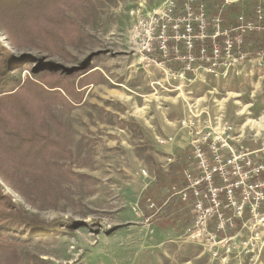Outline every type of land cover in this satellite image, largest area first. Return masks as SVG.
<instances>
[{"label": "rangeland", "instance_id": "obj_1", "mask_svg": "<svg viewBox=\"0 0 264 264\" xmlns=\"http://www.w3.org/2000/svg\"><path fill=\"white\" fill-rule=\"evenodd\" d=\"M166 1L75 0L42 15L18 11L11 19L19 26L12 40L4 37L0 24V57L24 61L27 69L10 74L9 95L26 87L32 95L21 92L18 97L41 110L45 106L28 98L35 94L33 82L71 100L74 94L81 97L73 108L50 105L56 120L45 118L54 139L63 133L60 126L66 129L71 151V159L49 162L62 164L76 176L65 180L26 172L24 191L0 177V194L6 201L50 227L38 230L20 223L17 228L24 241L3 240L0 264H215L202 246L182 238L175 214L176 227H168L165 223L170 221L163 222V217L146 219L140 203L146 191L162 194L153 187L156 167L168 171L170 160L190 152L193 141L219 138L225 127H232L236 143L252 151L261 148L264 68L247 63L217 78L206 72L171 75L148 65L137 49L134 27L139 17L162 11ZM203 1L209 16L226 2ZM251 9L248 5L245 12ZM59 20L75 26H58ZM60 30L70 42L59 44L45 36ZM70 30L75 31L73 38L65 39ZM58 48L66 53L51 56L49 49ZM46 69L56 70L61 78L71 75L65 83L74 88L70 87L73 96L66 88L51 89L33 78ZM190 165L194 169V162ZM148 203L161 211L153 199ZM248 264H264V249Z\"/></svg>", "mask_w": 264, "mask_h": 264}, {"label": "built area", "instance_id": "obj_2", "mask_svg": "<svg viewBox=\"0 0 264 264\" xmlns=\"http://www.w3.org/2000/svg\"><path fill=\"white\" fill-rule=\"evenodd\" d=\"M234 3L226 0L225 5ZM254 13L243 12L224 28L220 11L212 17L209 33L203 0H167L162 11L137 19L135 43L148 65L160 66L171 75L206 72L227 77L247 63L263 69L264 42L254 53L247 43L251 35H264L262 4ZM170 44L174 61L184 65L180 71L167 64ZM156 52L160 58L154 56ZM232 131L225 127L219 138L193 141L199 175L186 170V187L176 191L183 201L193 198L194 221L182 238L202 246L215 264H248L264 249V143L252 151L236 143Z\"/></svg>", "mask_w": 264, "mask_h": 264}, {"label": "trees", "instance_id": "obj_3", "mask_svg": "<svg viewBox=\"0 0 264 264\" xmlns=\"http://www.w3.org/2000/svg\"><path fill=\"white\" fill-rule=\"evenodd\" d=\"M65 1L71 3L75 0H0V24L4 32V37L9 40H12L13 37L16 38L15 34L19 26L11 20L17 18L16 12L20 11L22 14L26 15L39 12L42 15L45 11L53 12L63 4H67ZM260 4L261 3L258 1L250 4L243 1L232 5H225V3H223V7H219L215 14L208 17L209 33L212 32L211 19L218 12L221 11L222 13L224 28H228L234 23L238 15L245 12L248 5L252 6L250 16H254V12ZM262 7L264 10V4H262ZM57 23L58 26L73 25L69 24L66 20H61L60 23L57 21ZM25 30L29 32L28 27H25ZM62 33L63 30H60L59 33H54L55 36L48 33H45V36H53L55 41H58L59 44L70 42L63 39L65 36H62ZM70 33L71 34L66 35L67 38L65 39L69 40L73 38L75 31L70 30ZM29 39H32V37H29ZM220 42L222 43L223 39H220ZM249 42H253V45L255 44V47L251 49L249 45L250 51L254 53L263 45L264 35H251L247 37V43L250 44ZM172 48L173 45L170 44L171 54L170 58L167 60V64L173 70L180 71L184 65L174 61ZM49 50H51V56L57 55L60 52L66 53L62 48H58L57 51H53V49ZM182 50L184 51L183 46ZM154 56L160 58L157 52ZM4 57H0V177L11 187L21 186L22 191L27 189V183L23 179V175H25L24 173L26 172L32 177L50 174L56 178L69 180L71 176L76 175L71 171H65V167L58 162H49L50 159H71V151L69 150L70 141L66 136V129L60 126L63 133L59 139H54L50 135V128L45 125V118L48 116L53 122L56 120L54 115L49 111L48 107L50 105L58 103L73 108V106L77 104L76 102L81 100V97L75 92L77 97L74 94L75 98L71 100L70 97H64L58 91H55V93L47 91L39 86L40 84L32 81L35 94H33L34 97L28 98L45 106V109L41 110L28 105L27 102H24L23 97H18L21 92L32 95L26 90V87L22 88L16 96L9 95L13 91L6 89L10 74L16 72L23 73L27 70L24 61L15 62L13 60L11 62ZM11 65L13 66L12 69H10ZM89 70L86 71V74ZM59 74L60 73L56 70L46 69L41 71V73L34 74L33 78L41 83H45L51 89L66 88L68 93L73 96L71 90L73 87L65 83V81L72 76L65 75L66 78H61ZM15 81L18 80L16 79ZM28 85H31V80L28 81ZM206 149L205 147V150ZM190 162H194L193 174L197 177L199 175L197 168L198 164L195 161L193 148L190 152L185 151L182 155L180 154L176 161L170 165L168 171L157 166L155 169L156 184L153 185V187L155 186L159 193L162 192V194L155 195L151 190L148 192L146 191L140 203L144 211L143 214H146L145 217L148 220L150 218H158L160 220L163 217V222L170 221L172 224L170 225V222L168 224L165 223V226L176 227L174 222L175 219L178 218L181 224V228L179 230L177 229L179 234L181 231L184 232L194 221V214L192 212L193 198L190 197L188 201H183L176 196V191H181L186 187L184 172L186 170H192ZM2 196L3 195L0 196V248L3 246V240L7 238H12L14 242L24 241L23 235L19 233L17 228L20 223L23 224L22 226L32 224L34 229L38 230L50 228L46 223L30 219L28 215L23 214L16 205L6 201V197L3 196L4 199H2ZM151 199L161 207L159 213L154 211V207L150 208L148 201ZM8 209L14 210V213H9L7 211ZM174 214L176 218H173ZM163 227L161 228L163 229Z\"/></svg>", "mask_w": 264, "mask_h": 264}]
</instances>
